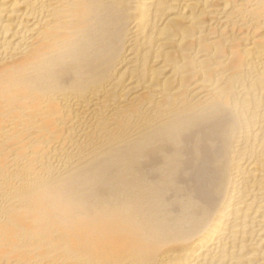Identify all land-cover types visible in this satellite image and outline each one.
<instances>
[{
  "label": "bare ground",
  "instance_id": "6f19581e",
  "mask_svg": "<svg viewBox=\"0 0 264 264\" xmlns=\"http://www.w3.org/2000/svg\"><path fill=\"white\" fill-rule=\"evenodd\" d=\"M0 264H264V0H0Z\"/></svg>",
  "mask_w": 264,
  "mask_h": 264
}]
</instances>
